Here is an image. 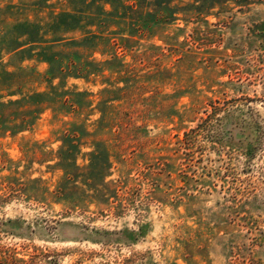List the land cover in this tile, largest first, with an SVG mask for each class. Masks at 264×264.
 <instances>
[{"label": "rangeland", "instance_id": "374dc122", "mask_svg": "<svg viewBox=\"0 0 264 264\" xmlns=\"http://www.w3.org/2000/svg\"><path fill=\"white\" fill-rule=\"evenodd\" d=\"M0 264H264V0H0Z\"/></svg>", "mask_w": 264, "mask_h": 264}]
</instances>
